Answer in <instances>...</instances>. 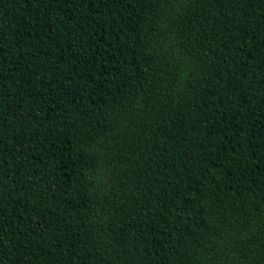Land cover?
<instances>
[{"label":"trees","instance_id":"16d2710c","mask_svg":"<svg viewBox=\"0 0 264 264\" xmlns=\"http://www.w3.org/2000/svg\"><path fill=\"white\" fill-rule=\"evenodd\" d=\"M0 264H264V0H0Z\"/></svg>","mask_w":264,"mask_h":264}]
</instances>
